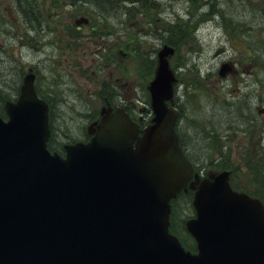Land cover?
Returning <instances> with one entry per match:
<instances>
[{
	"label": "water",
	"instance_id": "obj_1",
	"mask_svg": "<svg viewBox=\"0 0 264 264\" xmlns=\"http://www.w3.org/2000/svg\"><path fill=\"white\" fill-rule=\"evenodd\" d=\"M172 53H157L154 116L141 135L121 107H103L90 140L65 145V157L47 149V104L33 74L23 77L0 117V264H264V206L233 190L227 171L194 191L185 226L197 251L168 231L169 201L195 177L174 131L179 112L166 104ZM231 70L225 62L218 73Z\"/></svg>",
	"mask_w": 264,
	"mask_h": 264
},
{
	"label": "rangeland",
	"instance_id": "obj_2",
	"mask_svg": "<svg viewBox=\"0 0 264 264\" xmlns=\"http://www.w3.org/2000/svg\"><path fill=\"white\" fill-rule=\"evenodd\" d=\"M260 2L149 0L120 3L103 17L92 4L77 0H28V20L17 0H0V108L17 98L23 76L31 71L36 91L51 104L50 145L56 151L90 138L107 102L123 101L134 117L147 122L157 53L172 46L168 61L176 75L173 97L182 113L185 149L203 163H198L200 175L212 178L225 165L215 164L213 153L212 164L200 160L213 151L207 153L213 142L205 134L220 136L213 140L220 160L230 162L231 181L254 193L252 167L264 166V54L257 57L249 45L264 41ZM83 16L89 21L78 25ZM178 28L181 41L171 45ZM225 61L235 67L222 78L218 69ZM191 200L178 199L177 226L192 214L186 211Z\"/></svg>",
	"mask_w": 264,
	"mask_h": 264
},
{
	"label": "trees",
	"instance_id": "obj_3",
	"mask_svg": "<svg viewBox=\"0 0 264 264\" xmlns=\"http://www.w3.org/2000/svg\"><path fill=\"white\" fill-rule=\"evenodd\" d=\"M77 1H80L84 4H92L95 8L99 9L97 10L99 14H104V11L107 12V10H111V9H114V7L120 3H124L125 0H77ZM132 2H135V3H141V4H149V0H128L127 3H132ZM25 3V4H24ZM28 4V0H17V6L19 8V11H21L23 14H24V17L25 19H28V20H31V18L28 16L27 14V6L25 8V5ZM260 15L262 14V17L264 18V0H261L260 2ZM101 14V15H102ZM105 15V14H104ZM104 15H102L103 17H105ZM176 24L175 23H172L168 26L169 28V32L171 33V30L172 28L175 26ZM179 29H176L174 30V32L172 33V38L170 39L169 43L171 45H175L176 43H178L179 41H181V39L179 38L180 37V32H179ZM254 46V47H253ZM249 48L251 50V48H253L254 50H252L255 54H257V57H259V55L261 54H264V53H261V51L264 52V41H256L255 44H251L249 45ZM256 49V50H255ZM175 102H173L174 104ZM148 109L150 110V108L148 107ZM0 115L3 116V117H6L5 113H4V109L3 107L0 108ZM53 121V115H52V110H51V104H50V115H49V122H50V127H51V123ZM178 133V137H179V145L181 147V149L183 150V152L185 153L186 157L191 161V162H194V164L197 165V167L199 166V164H203V163H199L197 162L196 160H194L190 155L189 153L187 152V150L185 149L184 147V144L182 143V137L180 135V133L177 131ZM205 137L206 138H209L211 140V144L213 142V146L212 145H209V147L207 148V153H208V150L211 149L213 150L211 153H208L209 155L206 157L205 155L203 156V158H201L200 162H207L209 161V164L213 163L214 160V154L216 155V162L215 164L217 163V165H225V168L226 169H229V166L228 164L230 163L228 160H226L225 158L226 157H223V162L220 160L218 154L220 153L219 152V149L217 148V145L213 139H219L220 136L214 134L213 135V139H211V135L209 134V132H207L205 134ZM213 140V141H212ZM220 141V140H219ZM48 146L51 150H54L55 148L50 145L48 143ZM60 149H62V147H60ZM213 153V155H212ZM209 157H213V158H209ZM199 163V164H198ZM224 163V164H223ZM201 165L199 166V168L201 167ZM198 168V169H199ZM252 174H253V177H254V180L256 181V190L255 192H251L248 190L249 194H252L254 196H257L258 198L261 199V201L264 203V166H261V164H255L253 167H252ZM192 194L193 192L190 190V189H187L186 191H181V193L177 196V198L173 199L172 200V203H173V207H172V215H171V218H172V221H171V232H173L175 235H177V237L179 238V240L184 244V246L186 248H189L191 249L192 251H195V242L193 240V238L186 232L185 228H184V225L182 227L180 226H177V221L175 220L174 221V217L176 215V210H177V201L179 198L181 197H184L185 199H188L189 201L192 199ZM189 204V208H186V211L187 209L189 210L188 212L190 213V211L192 210V214H185L184 218L187 219L189 218L190 216L193 215L194 213V210L192 208V205H191V202L188 203ZM182 217V216H181Z\"/></svg>",
	"mask_w": 264,
	"mask_h": 264
},
{
	"label": "bare ground",
	"instance_id": "obj_4",
	"mask_svg": "<svg viewBox=\"0 0 264 264\" xmlns=\"http://www.w3.org/2000/svg\"><path fill=\"white\" fill-rule=\"evenodd\" d=\"M127 2H128V0H125L124 1V4L127 3ZM131 4L138 5L139 3L132 2ZM149 96H150V93H149ZM150 106H151V104H150ZM176 130L179 132L180 131V128H176ZM175 198H177V197H175Z\"/></svg>",
	"mask_w": 264,
	"mask_h": 264
}]
</instances>
